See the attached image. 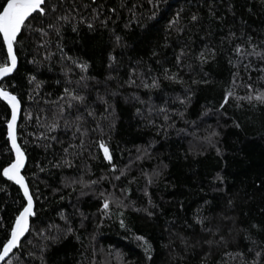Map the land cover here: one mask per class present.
<instances>
[{"label":"trees","instance_id":"16d2710c","mask_svg":"<svg viewBox=\"0 0 264 264\" xmlns=\"http://www.w3.org/2000/svg\"><path fill=\"white\" fill-rule=\"evenodd\" d=\"M42 7L1 81L34 199L3 264H264V0ZM11 114L0 98V253L27 204Z\"/></svg>","mask_w":264,"mask_h":264},{"label":"snow or ice","instance_id":"6c2138e0","mask_svg":"<svg viewBox=\"0 0 264 264\" xmlns=\"http://www.w3.org/2000/svg\"><path fill=\"white\" fill-rule=\"evenodd\" d=\"M45 0H6V7L0 11V33L3 34V39L7 44V55L10 61V66L8 63L0 65V77L7 76L16 67V56L13 52V43L16 39L17 34L21 31V28L25 25V21L33 13L43 14L45 9L42 5ZM195 19V17H193ZM82 68L87 67V65H81ZM0 96L7 100L12 105V123L8 125L9 136L12 138L13 147L16 148V162L11 164L9 168L4 169V175L8 176L9 179L15 180L18 184L24 187V193L28 196V207L20 214L16 220V228L12 232V239H10L7 244L4 245L3 253L0 254V260H3L8 253L17 246L20 236L27 231L28 228V217L33 215L32 213V198L28 195L27 186L24 185V178L20 176L19 170L23 166V153L20 151L19 147L16 145V137L14 134V125L16 120V108L18 105L17 98L10 93L0 89ZM258 99H264V97H257ZM101 147L104 148V155L108 160H111V155L109 150L103 144ZM109 207L108 202H105L104 208ZM143 239V238H141Z\"/></svg>","mask_w":264,"mask_h":264},{"label":"water","instance_id":"95a60500","mask_svg":"<svg viewBox=\"0 0 264 264\" xmlns=\"http://www.w3.org/2000/svg\"><path fill=\"white\" fill-rule=\"evenodd\" d=\"M46 1V0H45ZM6 7V6H5ZM13 52H14V54H15V56H16V53H15V49H14V44H13ZM17 64H18V59H17V56H16V67H17ZM9 66H10V64H9ZM16 67L13 69V71L16 69ZM12 71V72H13ZM11 72V73H12ZM10 74V73H9ZM4 77H6V76H3V77H0V89H2V90H4V91H6V92H8V93H10L9 91H7V90H5V89H3L2 87H1V81H2V79L4 78ZM11 95H13L12 93H10ZM13 96H15V95H13ZM16 97V96H15ZM0 98H3L2 96H0ZM17 98V97H16ZM4 99V98H3ZM17 101L19 102L18 103V105H17V108H16V120H15V125H14V134H15V137H16V145L19 147V149H20V151L23 153V166L20 168V170H19V174H20V176H22L23 178H24V185H26L27 186V189H28V195L29 196H31V198H32V212H33V208H34V199H33V196H32V194H31V192H30V189H29V186H28V184H27V181H26V179H25V177H24V175H23V173H22V169L26 166V163H27V157H26V154H25V152H24V150L22 149V147H21V145L19 144V141H18V138H17V124H18V122H19V119H20V115H21V103H20V101H19V99L17 98ZM11 105V104H10ZM11 109H12V105H11ZM12 112H13V109H12ZM10 123H12V114H11V118H10V120H9V122H8V125L10 124ZM8 136H9V127H8ZM9 140H10V144H11V146H12V148L15 150V152H16V148L15 147H13V143H12V138L9 136ZM16 155H17V153H16ZM16 162V158H15V160L13 161V163H15ZM12 163V164H13ZM11 166V165H10ZM9 166V167H10ZM8 167V168H9ZM20 185V187L22 188V190H23V192H24V187L21 185V184H19ZM25 194V193H24ZM25 197H26V201H27V204H26V206H25V208L26 207H28V196H26L25 195ZM24 208V209H25ZM24 209H23V211H24ZM22 211V212H23ZM21 212V213H22ZM30 226H31V215L28 217V228H27V231H25L24 232V234L22 235V236H20V238H19V241H18V244H17V246L16 247H14L9 253H8V255L7 256H5L4 257V259L3 260H0V264H3L8 258H9V256L15 251V249L18 247V245L23 241V239L26 237V235L28 234V231H29V229H30ZM16 228V227H15ZM14 228V229H15ZM13 229V230H14ZM13 230H12V232H13ZM10 239H12V233H11V237H10ZM4 249V248H3ZM3 253V250L1 251V253L0 254H2Z\"/></svg>","mask_w":264,"mask_h":264}]
</instances>
